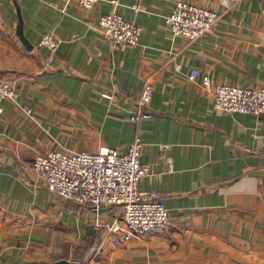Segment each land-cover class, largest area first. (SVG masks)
Here are the masks:
<instances>
[{
	"label": "crops",
	"instance_id": "crops-1",
	"mask_svg": "<svg viewBox=\"0 0 264 264\" xmlns=\"http://www.w3.org/2000/svg\"><path fill=\"white\" fill-rule=\"evenodd\" d=\"M190 1L222 13L195 40L169 29L177 0H1L0 80L20 96L0 114V264H264V113L222 111L214 99L219 84L264 87V0ZM113 11L143 27L138 44L103 35ZM46 34L56 50L41 45ZM147 81L153 116L133 121ZM137 137L152 172L141 187L170 212L163 232L126 239L115 230L122 206L66 199L33 166L59 149L126 153Z\"/></svg>",
	"mask_w": 264,
	"mask_h": 264
},
{
	"label": "built area",
	"instance_id": "built-area-1",
	"mask_svg": "<svg viewBox=\"0 0 264 264\" xmlns=\"http://www.w3.org/2000/svg\"><path fill=\"white\" fill-rule=\"evenodd\" d=\"M86 8L94 7L101 0H75ZM241 0H220L226 9L234 8ZM1 3V0H0ZM222 20V13L189 0H177L173 12L166 21L171 32L195 40L214 30ZM99 28L103 35L115 42L133 45L141 40L143 27L126 19L121 13L113 11L100 18ZM58 38L46 34L41 45L56 50ZM200 71L194 68L191 78ZM204 84L211 86L209 76ZM151 81L144 84L137 109L131 116L140 121L153 116L150 110L154 92ZM19 90L12 84L0 80V114L4 111L6 99L18 100ZM102 96L113 100L114 95L103 92ZM215 107L226 112L264 113V87H245L234 84H219L214 87ZM144 143L137 137L126 153L109 145H102L96 151L71 152L53 150L40 153L33 166L42 183L58 195L79 204H89L96 209L114 205L122 206L123 228L126 239L168 230L170 212L155 190L143 189L141 181L152 173L142 162Z\"/></svg>",
	"mask_w": 264,
	"mask_h": 264
},
{
	"label": "water",
	"instance_id": "water-1",
	"mask_svg": "<svg viewBox=\"0 0 264 264\" xmlns=\"http://www.w3.org/2000/svg\"><path fill=\"white\" fill-rule=\"evenodd\" d=\"M19 34L22 36V38L25 41V43L27 45H30L29 41L24 36L23 24L22 23H20V25H19ZM51 264H82V263L79 262V261H72V260H67V259H61V260L55 261V262H53Z\"/></svg>",
	"mask_w": 264,
	"mask_h": 264
},
{
	"label": "rangeland",
	"instance_id": "rangeland-1",
	"mask_svg": "<svg viewBox=\"0 0 264 264\" xmlns=\"http://www.w3.org/2000/svg\"><path fill=\"white\" fill-rule=\"evenodd\" d=\"M190 1V0H189ZM193 2V1H192ZM206 7V6H205ZM209 8H211V7H209ZM215 9V8H214ZM218 10V9H217ZM213 31V30H212ZM88 257H90V256H88ZM84 259H88V258H84Z\"/></svg>",
	"mask_w": 264,
	"mask_h": 264
},
{
	"label": "trees",
	"instance_id": "trees-1",
	"mask_svg": "<svg viewBox=\"0 0 264 264\" xmlns=\"http://www.w3.org/2000/svg\"><path fill=\"white\" fill-rule=\"evenodd\" d=\"M88 243V242H87ZM88 245V244H87ZM89 246H90V244H89Z\"/></svg>",
	"mask_w": 264,
	"mask_h": 264
}]
</instances>
